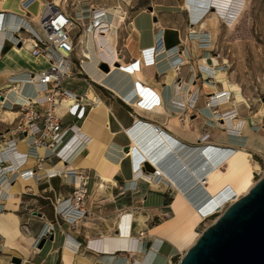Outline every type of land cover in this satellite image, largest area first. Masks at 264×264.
<instances>
[{
    "label": "crops",
    "instance_id": "obj_1",
    "mask_svg": "<svg viewBox=\"0 0 264 264\" xmlns=\"http://www.w3.org/2000/svg\"><path fill=\"white\" fill-rule=\"evenodd\" d=\"M22 1L16 0L19 9L10 10L5 8V1L0 0V13L4 14L7 22H13L14 16L20 14ZM45 1L50 0H35L27 11L37 15L42 8L40 2ZM116 2L108 6L117 7ZM131 2V5L121 2L123 14L114 33V46L121 62L131 64L138 61L135 63L138 70L134 66L129 69V75L121 73L122 80L118 84L109 81L105 87L91 82L81 72L77 73L80 77L64 80L63 86L72 92L80 93L87 88L95 91L104 109L97 111L98 103L88 102L85 117L77 123L81 135L87 139L86 144L82 138H78L79 141L74 146L76 152L74 151L71 159L47 160L42 164L43 170L38 173L58 170L63 172L62 175L47 174L40 179L35 177L30 180L19 178L0 187V264H18L13 262L15 258L20 259L19 264H141L139 261L144 259L146 252L151 253L152 250L155 252L151 264H156L163 249L162 242L157 245L156 237L150 235L149 230L172 215L170 204L175 190L172 187H153L146 180L140 179L136 175L135 160L128 155L130 147L138 142L139 149L144 153H151L155 148L150 149L148 145L159 139L162 140L156 146L159 150V146L163 144L164 147L170 146L173 153L180 150L186 157L191 153L188 150L200 145V139L206 133H211L206 144L234 149L245 145L250 149L259 144L260 148H264V139L259 143L261 137L250 127L252 121L243 123L240 135L245 138L241 143L243 140L230 138L229 130L219 127L212 110L206 106L209 94L227 89L233 95L237 92L232 87L233 81L228 71L218 72L213 83H210L204 81L206 74H201L198 70L199 65L204 62L212 66L223 65L215 51L221 21L213 24L212 17H209L200 24L198 21L194 22L184 0ZM83 6H77L81 14L84 11L90 12L92 6L100 5L95 4L90 8ZM85 17L87 19L88 15ZM161 29L164 30L165 51L155 56L154 65L146 64L143 61V51L150 50L152 55L151 49L156 46ZM192 29L198 31L199 35H192ZM7 36L0 32V90L7 86L10 75L23 79L48 65L46 59L34 58L26 47L19 48ZM176 51H179V59L173 62L170 53ZM77 54L78 59H81L80 53ZM76 58L74 55L73 71L77 70ZM182 60L184 63L177 66ZM135 71L139 73L136 78L140 87L134 82L132 73ZM117 73L120 72L114 74ZM179 80L182 91L175 86ZM196 88H200L197 107L184 112L177 103H185ZM141 90L144 95L148 91L153 94L148 92V105L139 107L136 102L141 97ZM236 103L237 101L235 104L233 101L231 105L236 107ZM221 110L228 111L229 106L222 105ZM237 110L240 118L247 117V113ZM181 115L184 116V122L180 120ZM17 118L11 120L0 116V133L14 129L21 121L22 114ZM152 127H160L163 134H155ZM11 135L8 133V136ZM17 140L18 154L27 153L29 147L25 139L19 137ZM0 142L3 149L5 142L1 138ZM81 143L85 146H80ZM97 150L101 153V158L95 156ZM173 153L170 152L169 155ZM16 155L13 154L10 158L15 159ZM102 162L110 168H104ZM35 167L36 159L30 157L20 169L30 170ZM68 171L72 173L68 174ZM168 171L175 176L172 169ZM78 179L88 183L89 197L85 217L73 223L57 214V201L71 197L74 181ZM181 186V193L187 199L191 194L195 196L199 189L186 184ZM125 214L130 216L129 227L135 238H138L140 231H145L146 252L140 253L133 249L105 253L94 248L93 244L104 236L118 233L119 218ZM48 228L52 232L46 235ZM42 239L46 242L40 248ZM89 241L94 249L87 246ZM139 241L137 239L136 248Z\"/></svg>",
    "mask_w": 264,
    "mask_h": 264
},
{
    "label": "bare ground",
    "instance_id": "obj_2",
    "mask_svg": "<svg viewBox=\"0 0 264 264\" xmlns=\"http://www.w3.org/2000/svg\"><path fill=\"white\" fill-rule=\"evenodd\" d=\"M4 1L5 8L10 10L19 9L16 0ZM68 1L69 0H55L54 2L58 5H63V3ZM121 1L130 2L131 0H118L120 3ZM246 1L247 0H184L185 5L189 8L191 19L194 22L198 21V24H200L209 16H212L211 13L212 10H214L224 21L231 25L239 18L241 9L246 7ZM94 9L97 10L94 11ZM120 13V11H111L110 8L105 9L99 6H92L89 19H81L85 27L78 40V43L80 42L81 44L78 45L80 46V60L82 62L83 71L93 81L104 87L105 85L107 86L109 81L118 84L119 81L122 80L120 76L122 74L129 75V69H132L134 66L135 69L138 70V65L135 63L125 64L121 62L116 47L114 46V39L116 36L114 33H116L118 24L121 21ZM111 15H113V17ZM89 27L91 31L88 30ZM191 32L198 33V31L193 29ZM202 46H204V44ZM22 47L28 49V46ZM104 63L110 66L109 71L102 69ZM203 66L208 69L212 67V65L206 62H204ZM115 72L120 73L114 74ZM218 72L220 71L215 72V75ZM132 75L135 78V85L140 87L136 78V76H139L138 71L133 72ZM232 87L237 91L234 97L236 99L235 102L237 99L239 100L236 103L238 106L234 107L229 101L228 103H220V107L212 108L211 105L206 106L212 110L215 122L217 121L219 127H225L224 130H229L230 138L243 140L241 142L243 143L245 137L240 135L239 129H241V126L245 123V119L235 116V114L231 112L232 109H236L239 114L237 109L242 107L246 113L248 103L246 102L242 89L237 84H232ZM94 92L87 88L80 93H73L82 96L86 102H92V104L98 103L99 108L97 111H100L104 109V105ZM148 92L153 94L152 91ZM148 92L144 95L141 90L139 93L141 97H139L136 102L139 107L148 105ZM7 97L14 101L17 100L22 103H28L29 100L37 98L38 93L33 83L27 84L24 82L20 84L19 87H16V89H12L7 94ZM74 105V100L67 99L63 102L60 112L65 114ZM222 105L229 106V110L222 111ZM218 108H220V110H218ZM20 115L21 112L16 109H0V116H2L3 119L8 118L14 120ZM152 130L157 135L163 134V130H157V127H152ZM208 139L209 138L204 139V137H202L199 141L201 142L199 143L200 145H196L194 148L192 147L191 150H188V153L191 151V155L189 154V156L187 154L186 157L180 150L173 153L174 150H172L170 146L164 147L163 144L159 146V150V148L156 147L162 143V140L159 139L148 145L150 149L155 148L151 153H144L141 148L139 149L138 142L136 143L137 145L133 144L130 147L128 155L135 160L136 175L141 177L140 179L149 181L153 187H172L175 190L174 199L170 204L172 216L149 230L150 235L156 237L157 245L167 240L179 250L190 249L201 235L197 233L196 228L203 220L213 216L215 213H220L225 210L229 203H233L246 195L255 185L254 175L255 171L260 169V164L257 161H252L251 157L253 155L251 156L248 150L249 148L245 147L246 145L234 149L228 146L206 144ZM150 149L148 150L150 151ZM221 149H226L227 151H221ZM170 152L173 154L169 155ZM95 154L96 157L101 158V153L98 152V150ZM145 163L153 165L155 168L154 171H145ZM102 164L104 168H110L105 162H102ZM112 169L115 170L116 168ZM169 169L174 171L173 173L175 176L169 174ZM143 171H145V174H143ZM77 181L79 182V179ZM182 184H186L189 187L193 186L195 189L199 188L197 192L195 191L196 195L194 196V194H191L187 199L184 196L185 194L182 195L181 193ZM67 204L68 203H66V205ZM129 217L130 216H127V214L121 215L117 224L118 233L104 236L101 240L94 243L93 247L105 253L132 251L133 249L137 250L136 243L138 238H135L130 231ZM141 220L143 222L146 221V219ZM215 221L216 220H214V222ZM154 252V250H152L151 253L146 252L144 259L139 262H141V264H151Z\"/></svg>",
    "mask_w": 264,
    "mask_h": 264
},
{
    "label": "built area",
    "instance_id": "obj_3",
    "mask_svg": "<svg viewBox=\"0 0 264 264\" xmlns=\"http://www.w3.org/2000/svg\"><path fill=\"white\" fill-rule=\"evenodd\" d=\"M34 1L23 0L21 3L22 11L14 16L13 22H7L4 14L0 13V32L8 35L7 37L12 40L14 45L28 46V50L34 58H44L49 63L40 71L31 73L30 76L23 79L16 75H10L6 83L7 86L0 90V109H16L22 114L21 121L14 129L0 133L1 140L5 142L3 149L1 148L2 142H0V187L7 183L11 184L19 178L30 180L35 177L40 179L47 174L62 175L63 172L58 170L38 173L43 170L42 164L47 160L68 161L71 159L76 152L74 146L79 139L82 138L85 141L84 144L87 142V139L81 135L77 123L85 117L88 102L84 101L82 96L63 86L64 80L73 74L74 55L77 50L76 37L82 34L85 27L81 20L84 19L83 14H76V17H74L55 2L45 1L39 13L34 16L27 11ZM96 10L94 9V11ZM75 30H80L76 37L72 35ZM88 30L91 31V28L89 27ZM163 33L164 30L161 29L157 35L156 46L151 49L152 55L149 53L150 50L143 51V61L146 64L154 65L155 56L165 51ZM191 34L196 33L191 32ZM178 53L179 51H176L170 55L171 59H174L173 61L179 59ZM78 62L81 72L91 82L96 83L83 71L81 60ZM181 63H184V61L182 60L177 66H180ZM227 69L229 67L225 65H213L209 69L203 65L198 67L199 73L206 74L207 78L204 81L210 83L215 80V72ZM24 82L35 85L38 97L29 100L28 103L9 99L7 94ZM175 86L177 90L182 91L181 80ZM184 94L182 93L183 96H185ZM199 96L200 88H196L185 103L179 102L177 106L184 112L186 109L193 110L197 107ZM67 99L74 100L75 105L67 113L62 114L60 108ZM234 99L231 92H216L208 95L206 105H211L212 108L220 107V103H228V101L231 103ZM231 113L238 116L236 109H232ZM180 120L185 121L183 115H181ZM243 128L244 125L241 126L239 132H242ZM157 130H161L160 127H157ZM8 133L12 135L8 136ZM19 137H23L29 147L28 152L23 155H19L17 152V139ZM203 137L204 139L208 138V136ZM13 154H17L15 159H13L14 157L10 158ZM30 157L36 159L35 169L21 170L20 168L25 165ZM71 173L72 171H68V174ZM147 182L149 183V181ZM88 197V183L81 180L79 182L74 181L71 197L57 201V214L66 221L73 223L80 221L86 215ZM66 203L68 204L66 205ZM216 214L218 213L214 215ZM51 232L52 229L48 228L45 234H51ZM146 237L145 231L138 233L140 241L136 251L146 252L147 245L144 241ZM87 246L94 249L90 241Z\"/></svg>",
    "mask_w": 264,
    "mask_h": 264
},
{
    "label": "rangeland",
    "instance_id": "obj_4",
    "mask_svg": "<svg viewBox=\"0 0 264 264\" xmlns=\"http://www.w3.org/2000/svg\"><path fill=\"white\" fill-rule=\"evenodd\" d=\"M50 1L54 2L55 0ZM112 2H116L117 7L108 6ZM121 2H124L123 4L125 5H131L132 3L131 1L127 3L126 1ZM246 3V7L241 9V14L233 25L224 21L214 10H212V16L209 17H212L211 23L213 24L219 21L222 23L215 51L220 56L219 60L222 61L223 65L229 67V69L224 71H228L233 83L242 89L248 103L246 110L247 117H244V119L245 121H252L250 127L254 133L261 137L258 141L260 143V140L264 139V0H247ZM95 4L105 9L110 8L111 11H120V16L123 14L121 3L118 0H70L68 3H63L60 6L76 17V14H81L77 6L84 5V8H90ZM42 5L43 2L41 3ZM136 8L138 7L136 6ZM87 15V19H89L90 12L84 11L83 17L85 20H87L85 17ZM79 31H73L72 35L76 37ZM80 37H76L77 50L75 55L77 61L80 60L77 54L80 53V46L78 45L81 44L80 42L78 43ZM76 68L77 70L73 71L74 74L70 78L81 76L77 74L81 72L79 62ZM237 101L239 100L237 99ZM240 112L245 113V110L240 107ZM204 136L211 138L212 135L211 133H206ZM256 145L248 149L251 156L253 155L251 157L252 161H257L260 164V169L255 171V183L264 176V148H260L259 144L258 146ZM220 214L218 213L203 220L196 228L197 233L202 234ZM171 216L169 215V217ZM169 217H166V219ZM161 246L163 249L156 264H178L183 255L188 251L187 249L179 250L167 240L162 241Z\"/></svg>",
    "mask_w": 264,
    "mask_h": 264
},
{
    "label": "water",
    "instance_id": "obj_5",
    "mask_svg": "<svg viewBox=\"0 0 264 264\" xmlns=\"http://www.w3.org/2000/svg\"><path fill=\"white\" fill-rule=\"evenodd\" d=\"M102 69L109 71L110 66L104 63ZM144 169L152 172L155 168L145 163ZM45 242L42 239L39 247ZM13 262L21 261L15 258ZM178 264H264V176L228 205Z\"/></svg>",
    "mask_w": 264,
    "mask_h": 264
}]
</instances>
